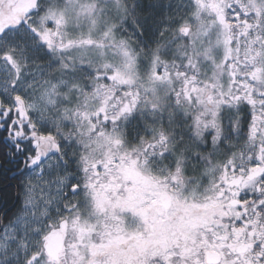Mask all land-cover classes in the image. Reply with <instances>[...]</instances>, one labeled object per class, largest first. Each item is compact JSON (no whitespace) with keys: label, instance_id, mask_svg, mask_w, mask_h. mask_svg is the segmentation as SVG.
I'll list each match as a JSON object with an SVG mask.
<instances>
[{"label":"snow or ice","instance_id":"1","mask_svg":"<svg viewBox=\"0 0 264 264\" xmlns=\"http://www.w3.org/2000/svg\"><path fill=\"white\" fill-rule=\"evenodd\" d=\"M0 264H264V0H0Z\"/></svg>","mask_w":264,"mask_h":264}]
</instances>
